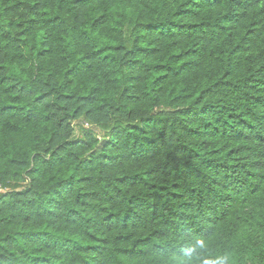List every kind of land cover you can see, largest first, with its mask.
Returning <instances> with one entry per match:
<instances>
[{"label":"trees","instance_id":"obj_1","mask_svg":"<svg viewBox=\"0 0 264 264\" xmlns=\"http://www.w3.org/2000/svg\"><path fill=\"white\" fill-rule=\"evenodd\" d=\"M0 264H264V0H0Z\"/></svg>","mask_w":264,"mask_h":264},{"label":"built area","instance_id":"obj_2","mask_svg":"<svg viewBox=\"0 0 264 264\" xmlns=\"http://www.w3.org/2000/svg\"><path fill=\"white\" fill-rule=\"evenodd\" d=\"M84 127H85L86 129H89V128H90V125L87 124V123H84Z\"/></svg>","mask_w":264,"mask_h":264},{"label":"water","instance_id":"obj_3","mask_svg":"<svg viewBox=\"0 0 264 264\" xmlns=\"http://www.w3.org/2000/svg\"><path fill=\"white\" fill-rule=\"evenodd\" d=\"M106 144V141H104L103 143H102V145H105Z\"/></svg>","mask_w":264,"mask_h":264}]
</instances>
